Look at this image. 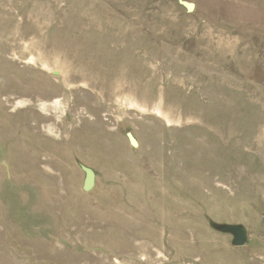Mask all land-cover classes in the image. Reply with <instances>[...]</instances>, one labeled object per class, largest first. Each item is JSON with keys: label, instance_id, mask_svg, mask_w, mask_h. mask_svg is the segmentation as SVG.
<instances>
[{"label": "rangeland", "instance_id": "374dc122", "mask_svg": "<svg viewBox=\"0 0 264 264\" xmlns=\"http://www.w3.org/2000/svg\"><path fill=\"white\" fill-rule=\"evenodd\" d=\"M182 1L0 0V264H264V0Z\"/></svg>", "mask_w": 264, "mask_h": 264}, {"label": "water", "instance_id": "95a60500", "mask_svg": "<svg viewBox=\"0 0 264 264\" xmlns=\"http://www.w3.org/2000/svg\"><path fill=\"white\" fill-rule=\"evenodd\" d=\"M178 4L185 10L187 14L192 13L194 10V5L189 2L178 0ZM126 138L132 148H137V142L130 132L126 133ZM77 166L83 173L81 189L83 192H90L95 184V172L91 168L79 162H77ZM208 225L213 231L230 236V244L233 247H243L248 241V231L243 225L219 224L212 221H208Z\"/></svg>", "mask_w": 264, "mask_h": 264}]
</instances>
